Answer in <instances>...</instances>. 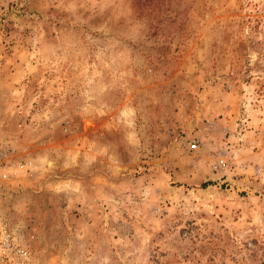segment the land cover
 Returning a JSON list of instances; mask_svg holds the SVG:
<instances>
[{"label":"rangeland","instance_id":"1","mask_svg":"<svg viewBox=\"0 0 264 264\" xmlns=\"http://www.w3.org/2000/svg\"><path fill=\"white\" fill-rule=\"evenodd\" d=\"M0 219L32 264H264V0H0Z\"/></svg>","mask_w":264,"mask_h":264},{"label":"built area","instance_id":"2","mask_svg":"<svg viewBox=\"0 0 264 264\" xmlns=\"http://www.w3.org/2000/svg\"><path fill=\"white\" fill-rule=\"evenodd\" d=\"M196 148V145L193 146ZM20 164L21 168L30 165ZM4 178L8 175L4 174ZM0 264H32V253L0 219Z\"/></svg>","mask_w":264,"mask_h":264}]
</instances>
